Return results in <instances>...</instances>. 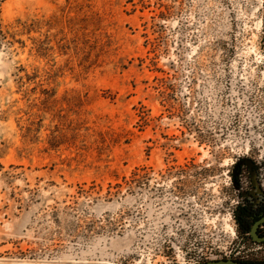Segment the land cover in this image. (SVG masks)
Returning a JSON list of instances; mask_svg holds the SVG:
<instances>
[{
  "label": "rangeland",
  "instance_id": "1",
  "mask_svg": "<svg viewBox=\"0 0 264 264\" xmlns=\"http://www.w3.org/2000/svg\"><path fill=\"white\" fill-rule=\"evenodd\" d=\"M264 155V0H0V264H202Z\"/></svg>",
  "mask_w": 264,
  "mask_h": 264
},
{
  "label": "flooded vegetation",
  "instance_id": "2",
  "mask_svg": "<svg viewBox=\"0 0 264 264\" xmlns=\"http://www.w3.org/2000/svg\"><path fill=\"white\" fill-rule=\"evenodd\" d=\"M230 187L236 198L232 215L235 239L222 256L207 262L264 264V155L236 159Z\"/></svg>",
  "mask_w": 264,
  "mask_h": 264
},
{
  "label": "water",
  "instance_id": "3",
  "mask_svg": "<svg viewBox=\"0 0 264 264\" xmlns=\"http://www.w3.org/2000/svg\"><path fill=\"white\" fill-rule=\"evenodd\" d=\"M205 264H228V263L226 262H207ZM229 264H235V263L230 262Z\"/></svg>",
  "mask_w": 264,
  "mask_h": 264
}]
</instances>
